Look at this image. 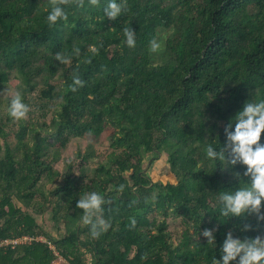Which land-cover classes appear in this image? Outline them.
Here are the masks:
<instances>
[{
  "label": "trees",
  "instance_id": "trees-1",
  "mask_svg": "<svg viewBox=\"0 0 264 264\" xmlns=\"http://www.w3.org/2000/svg\"><path fill=\"white\" fill-rule=\"evenodd\" d=\"M52 2L0 0V93L19 92L29 116L0 113V241L32 238L2 246L0 264H212L226 234L264 237L257 213L223 216L219 200L248 180L230 163L225 127L246 102L264 99V0H126L115 20L104 16L108 0H65L67 19L49 26ZM126 27L136 34L131 48ZM162 32L157 63L150 42ZM74 76L83 85L73 91ZM84 137H105L107 160L90 168L94 153L78 151L58 170ZM208 145L224 159L209 161ZM163 154L176 185L154 184L145 170L146 155ZM43 182L55 187L47 194ZM92 191L104 198L93 222L110 225L98 237L76 206ZM40 213L64 224L59 238L40 229ZM170 217L183 226L176 241Z\"/></svg>",
  "mask_w": 264,
  "mask_h": 264
},
{
  "label": "clouds",
  "instance_id": "clouds-1",
  "mask_svg": "<svg viewBox=\"0 0 264 264\" xmlns=\"http://www.w3.org/2000/svg\"><path fill=\"white\" fill-rule=\"evenodd\" d=\"M97 0H90L95 4ZM65 0H53L49 5L46 22L49 26L55 25L58 20H66L67 13L62 6ZM83 3V0H80ZM122 11H126V0H108L103 9L104 16L108 20H115ZM135 33L130 27L123 29L124 43L129 47L135 46ZM151 48L155 51L159 45L155 41L150 42ZM80 49H74L75 54H79ZM95 52L96 48L91 47ZM57 60L64 64L70 63L71 57L57 53ZM83 81L78 77H73L72 89L82 86ZM8 114L14 120H20L26 116L28 106L22 101L21 95L17 92L8 104ZM231 128V131L228 129ZM264 131V99L255 102H246L241 110L232 117L225 127L226 141L231 146L232 160L230 163L239 162L244 167V176L248 177L233 193H220L219 200L223 207L220 209L223 216H240L245 211L257 213V219H264V215H259L261 203L264 201V142H261V133ZM209 161L213 158L224 159L222 153L214 152L213 147L208 145L205 148ZM123 188V185L120 186ZM104 203L102 195L96 191L87 193L77 201V208L83 210L81 222L90 225V234L98 237L109 227V222L103 218H97L93 222L92 217L101 211ZM134 224V220L132 221ZM203 236L208 238V244L212 245L214 237L211 230H204ZM264 264V237L256 236L241 240L234 238L231 234H226L220 247L219 260L213 258L212 264Z\"/></svg>",
  "mask_w": 264,
  "mask_h": 264
},
{
  "label": "rangeland",
  "instance_id": "rangeland-1",
  "mask_svg": "<svg viewBox=\"0 0 264 264\" xmlns=\"http://www.w3.org/2000/svg\"><path fill=\"white\" fill-rule=\"evenodd\" d=\"M168 32H162L161 36L158 38L156 41L159 45V47L155 50V62H159V56L160 54L157 53L164 47L166 38L168 37ZM154 52V51H153ZM153 58V54H152ZM154 60V58H153ZM154 62V61H153ZM15 94L14 90L12 88H7L4 89L0 93V113H4L7 111V99L12 97V95ZM6 113V112H5ZM51 115V114H50ZM28 115L26 114L25 117ZM38 113H36V117H39ZM29 117V116H28ZM2 147V144H1ZM81 152V155H86L87 153L93 152V159H91V162L89 164L90 168H96L99 163L105 162L108 158V155L111 152L110 146L108 141L106 140L105 137L103 138H78L74 139L67 147V149L63 152L61 160L56 164V168L58 170H62L64 163L68 162L72 158H75V155L77 152ZM1 154V153H0ZM81 158V157H80ZM80 158L78 162H80ZM154 156L153 155H146L145 161H144V167L145 170H147L148 175L152 178L154 184H177V180L174 175L171 174L170 171V166L168 164V156L166 154H163L160 156V158L155 162L153 161ZM128 178V177H127ZM52 187H55V184L51 185L48 183L43 182V188L47 192L49 189H52ZM52 214L51 213H46L44 214H39L38 215V224L41 230H44L47 232L51 237L59 238L61 234L64 232V224L63 223H58L52 220ZM169 230L173 234V239L175 240L174 235L176 234L175 231L179 230L181 231L183 226L181 225V221L178 218L175 217H170L169 220ZM28 239L24 242H30L32 240L31 237L27 236ZM27 237L22 238L23 240L26 239ZM43 239H46L43 236H40ZM176 241V240H175ZM89 257V263L91 261V255H88Z\"/></svg>",
  "mask_w": 264,
  "mask_h": 264
},
{
  "label": "built area",
  "instance_id": "built-area-1",
  "mask_svg": "<svg viewBox=\"0 0 264 264\" xmlns=\"http://www.w3.org/2000/svg\"><path fill=\"white\" fill-rule=\"evenodd\" d=\"M25 237H27V236H25ZM22 238H24V237H22ZM22 238H13V239L1 240L0 241V248L2 246H4L5 244H13V245H15V244H17L19 242H24V241H26L28 239V237L26 239H24V240Z\"/></svg>",
  "mask_w": 264,
  "mask_h": 264
}]
</instances>
